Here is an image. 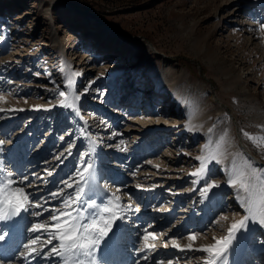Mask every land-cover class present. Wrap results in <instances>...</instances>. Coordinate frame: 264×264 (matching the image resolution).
Wrapping results in <instances>:
<instances>
[{
    "label": "rangeland",
    "instance_id": "rangeland-1",
    "mask_svg": "<svg viewBox=\"0 0 264 264\" xmlns=\"http://www.w3.org/2000/svg\"><path fill=\"white\" fill-rule=\"evenodd\" d=\"M262 24L264 0H0V163L29 194L11 248L0 221V264H61L50 254L59 240L31 229L87 207L86 195L72 199L91 180L78 174L88 164L108 198L99 204L113 208L106 218L123 230L124 264H204L198 249L246 215L227 183L233 162L264 169V146L244 135L264 136ZM70 72L79 73L71 88ZM59 91L81 96L75 110L60 106ZM149 100L166 114L140 115ZM221 136L228 159L191 175ZM211 183L219 186L205 191ZM146 233L155 248H143ZM225 260L264 264V226L249 220L235 231Z\"/></svg>",
    "mask_w": 264,
    "mask_h": 264
},
{
    "label": "snow or ice",
    "instance_id": "snow-or-ice-1",
    "mask_svg": "<svg viewBox=\"0 0 264 264\" xmlns=\"http://www.w3.org/2000/svg\"><path fill=\"white\" fill-rule=\"evenodd\" d=\"M261 31L264 32V24L261 25ZM79 73H69L67 77L68 87L71 88L73 84L72 76H78ZM58 95L62 97L59 101L60 106L76 109L77 102L81 96L70 93L66 95L65 91H59ZM4 97H0V100H4ZM39 107V106H34ZM0 111H5L0 109ZM9 111H23V109H10ZM195 112H191L188 120V127L191 130L195 125L192 124V117ZM212 129H209L211 132ZM244 135L251 141L257 144V146H264V136H253L248 132H244ZM3 144V141H0ZM225 145V136H221L215 147L211 144H206L203 151L205 155L198 156L197 160L200 161V168L191 175L196 177H202L207 171V165L211 162L223 163L228 159V153ZM93 165L88 164L82 173H78L81 176V180H85V176L89 179L94 178L92 172ZM13 173H4L2 163H0V221H8L20 215L21 212H26L27 204L29 202V194L25 192L23 187H15V180L12 179ZM26 179V177H25ZM227 183L236 189L237 201L242 208H244L246 215L243 220L233 223L228 229V235L220 239L215 240V243L203 246L198 249L208 254V258L204 261V264H227L225 255L229 246L235 239V231H238L241 227H246L249 220L259 223L264 226V169H257L251 162L246 161L245 166L238 168L233 162V166L229 172V178ZM67 187H73L72 184H67ZM215 183L208 184V189L218 187ZM106 189L107 185H103ZM94 192L95 186L92 183L86 181V188H78L76 196L72 199V203H78L87 192ZM61 193H52L55 197ZM118 200L119 197H116ZM86 208L77 209V214L73 215L71 211L59 212L58 215L51 217L52 223L49 224H36L33 225L32 231L48 232L50 237L59 240V246L53 247L50 254L57 255L61 258V264H99L98 253L101 250V243L108 237L109 230L111 228V221L106 218L105 214L112 213L113 208L108 205L98 204L96 200L89 197L85 201ZM112 202L109 201V205ZM66 208H71V204L68 200L64 201ZM40 207V205H36ZM39 215V213H37ZM115 219V216L112 217ZM227 219V217H222ZM0 231H3L0 228ZM5 238L4 235H0V240ZM156 237L152 233H146L144 236V249H153L156 247L154 243H149V240H156ZM197 237L190 235L189 241H194ZM38 237L31 241L32 245L37 244ZM215 239V238H214ZM48 244L52 243V239L47 241ZM173 247L181 248L177 241H172ZM167 246V245H165ZM28 248V256L40 255L41 252L36 247ZM191 249L192 245L189 243L186 246ZM107 264V262H106Z\"/></svg>",
    "mask_w": 264,
    "mask_h": 264
},
{
    "label": "bare ground",
    "instance_id": "bare-ground-1",
    "mask_svg": "<svg viewBox=\"0 0 264 264\" xmlns=\"http://www.w3.org/2000/svg\"><path fill=\"white\" fill-rule=\"evenodd\" d=\"M111 56V54L108 56V57H110ZM113 57V56H112ZM76 82V81H75ZM152 90H154V89H149V88H145V94L144 95H146V93L147 94H150V93H152L153 94V91ZM150 96V95H149ZM148 96V97H149ZM128 97V96H127ZM129 98V97H128ZM148 99H150V97L148 98ZM124 100H127V99H124ZM128 102H131V100H127ZM111 104H115V105H119V103H117V101H115V100H113V99H111ZM129 104V103H128ZM119 106H121V105H119ZM110 107H112V106H110ZM113 110H111L113 113L112 114H117V113H119V109H121V107H115V108H112ZM132 109H134V108H132ZM166 110H159V111H157V110H154L153 108H152V105H151V101L149 100V102H148V104L143 108V110L141 111V113H140V111H138V113H140V115H145V114H151V115H153V114H157V116H161L162 114H166ZM133 113V112H132ZM111 114V115H112ZM143 116H141L140 117V121H141V119H143ZM148 117V116H147ZM144 120V119H143ZM147 121V120H146ZM147 123V122H146ZM161 127L162 128H159V130L158 131H160V130H165L164 129V127H163V124L161 125ZM147 129V127L145 128V130ZM137 130H138V128H137ZM140 130H141V128H140ZM144 131V130H143ZM158 131H156V132H158ZM96 180H97V176H96V178H95ZM94 178H92L90 181H89V183H92L94 186H95V191L94 192H91V191H89V192H87V195H86V200H88L89 199V197H91V199H94V200H96L97 201V203L99 204V203H103V202H105L108 198H105V199H103V192H102V190L99 188V187H97V185L95 184V180ZM98 184V183H97ZM103 199V200H102ZM172 209V208H171ZM106 215V214H105ZM20 216H21V213H20V215L19 216H17V217H14L13 219H11V220H8V221H6L7 223H9V226H11L9 229L12 231V238H9L8 239V237H7V239L9 240V242H8V244L10 245L9 246V248H11V242H12V239H13V237H15V233H16V231L18 230V226H17V219L19 220V218H20ZM27 216V215H26ZM5 222V223H6ZM10 222H11V224H10ZM7 223H6V225H7ZM19 224V223H18ZM257 224V223H256ZM5 225V226H6ZM23 225V224H22ZM21 225V226H22ZM255 225V224H254ZM21 226H20V230L17 232V234L18 233H20L21 232ZM18 227V228H17ZM123 228V227H122ZM123 232V230L121 229V226H120V223H117V224H113L112 226H111V228H110V230H109V234H108V237H106L105 238V241H102V244H101V250H100V253H98V254H100L99 256H98V259H100L99 261H101V262H103L104 264H106V262L107 263H115V264H124V259H121V257L120 256H122L123 255V253H124V251H123V244L121 245H118L117 244V239H118V237H119V234L120 233H122ZM11 235V234H10ZM7 242V241H6ZM6 242H4V241H1L0 240V246H3V243H4V245H7L8 246V244H6ZM119 243V242H118ZM1 248V247H0ZM7 248V247H6ZM2 250H3V247H2ZM5 250V249H4ZM4 252V251H3ZM102 253V254H101Z\"/></svg>",
    "mask_w": 264,
    "mask_h": 264
},
{
    "label": "trees",
    "instance_id": "trees-1",
    "mask_svg": "<svg viewBox=\"0 0 264 264\" xmlns=\"http://www.w3.org/2000/svg\"><path fill=\"white\" fill-rule=\"evenodd\" d=\"M82 3L83 2H81V1H75V2H73L72 4H73V6H74V8L78 11V12H82V11H84V6H82Z\"/></svg>",
    "mask_w": 264,
    "mask_h": 264
}]
</instances>
